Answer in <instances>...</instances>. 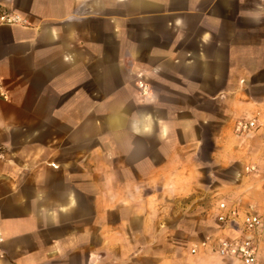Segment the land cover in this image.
<instances>
[{
	"label": "crops",
	"instance_id": "0c3cea01",
	"mask_svg": "<svg viewBox=\"0 0 264 264\" xmlns=\"http://www.w3.org/2000/svg\"><path fill=\"white\" fill-rule=\"evenodd\" d=\"M1 11L0 264H242L216 246L247 235L264 264V223L217 220L264 222V0Z\"/></svg>",
	"mask_w": 264,
	"mask_h": 264
},
{
	"label": "built area",
	"instance_id": "2783aa9c",
	"mask_svg": "<svg viewBox=\"0 0 264 264\" xmlns=\"http://www.w3.org/2000/svg\"><path fill=\"white\" fill-rule=\"evenodd\" d=\"M0 24H29L28 20L16 12L0 13ZM257 121L255 118L239 119L234 124V132L238 135H245L256 129ZM219 213L217 220L221 223L233 221L240 218V224L244 230L250 231L259 229L262 226V217L251 210V208L241 211L236 206H228L225 201L218 203ZM3 235L0 230V251ZM258 245L250 236L236 238H221L218 240L216 251L221 256L232 257L239 260L242 264H258L257 260ZM195 249L192 248L191 252Z\"/></svg>",
	"mask_w": 264,
	"mask_h": 264
},
{
	"label": "rangeland",
	"instance_id": "374dc122",
	"mask_svg": "<svg viewBox=\"0 0 264 264\" xmlns=\"http://www.w3.org/2000/svg\"><path fill=\"white\" fill-rule=\"evenodd\" d=\"M2 12H4V11H1L0 13H2ZM145 102H146V100H139L137 106L138 107H145L146 106Z\"/></svg>",
	"mask_w": 264,
	"mask_h": 264
}]
</instances>
